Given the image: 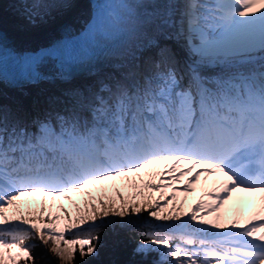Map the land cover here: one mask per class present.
I'll use <instances>...</instances> for the list:
<instances>
[{
	"label": "snow or ice",
	"instance_id": "6c2138e0",
	"mask_svg": "<svg viewBox=\"0 0 264 264\" xmlns=\"http://www.w3.org/2000/svg\"><path fill=\"white\" fill-rule=\"evenodd\" d=\"M103 3L86 39L135 41L116 51L124 62L111 86L43 119L0 103V264H34L33 239L74 264L77 253L96 254L93 233L109 218L142 213L168 222L137 248L159 251L158 264H264V215L229 221L225 212L237 192L264 193V61L250 55L264 50V0H183L186 34L198 41L187 40L186 68L147 31L174 26L176 0ZM147 47L157 58H142ZM213 57L223 70L209 80L200 68ZM201 177L216 179L185 210L179 193H196Z\"/></svg>",
	"mask_w": 264,
	"mask_h": 264
},
{
	"label": "rangeland",
	"instance_id": "374dc122",
	"mask_svg": "<svg viewBox=\"0 0 264 264\" xmlns=\"http://www.w3.org/2000/svg\"><path fill=\"white\" fill-rule=\"evenodd\" d=\"M74 0H71L70 4L68 5H62L58 2V0H0V27H3L5 29H9L13 33H19L23 31H31V32H38L41 30H45L49 27H51L54 24L59 23V21L62 19V17L72 8ZM210 0H201V3H208ZM86 2L84 1L82 6H80L77 10L78 12L73 14L70 19V23H75L78 19L79 16L83 13V10L85 9ZM71 7V8H70ZM68 10V11H67ZM64 27H62L63 29ZM154 28H150L147 31H153ZM191 38V37H190ZM163 39V38H162ZM161 40H158V43L162 42ZM198 41L192 40V44H196ZM164 43L167 45H173L172 47L179 51L182 55H186L187 57H192V54L189 52L188 49H184L180 47L179 44H175L174 39L171 37H164V42L159 44L162 46ZM177 46V47H176ZM30 48L31 46L28 45ZM157 51L156 47H151L147 52L142 53V58L145 59L149 54H153ZM104 70L107 71L108 73V78L106 82L102 83L99 85V88L97 89L100 90L104 85H109L110 81L111 84L113 82L114 78H119V69L121 67L120 65H104V64H99ZM99 66V67H100ZM93 68V67H92ZM87 71L83 70L82 74L86 73ZM59 79L52 80L50 84L45 87L40 89L37 93H33L29 97H27L26 100L18 98V95L16 92L11 90L7 85H4L0 81V101H3L7 96L10 98L16 100L19 102L21 105L26 107V113L28 114V117L30 116L31 120L35 118H40L43 119L46 115V108H43L38 102H40V97L43 95V93H47L50 90L53 89V86L56 82H58ZM110 84V86H111ZM64 98V103L68 106L69 101L71 96H65ZM34 100V101H33ZM27 101V102H26ZM38 105L39 111L35 112V109L33 108L34 104ZM65 107V106H64ZM85 117L90 118V114L85 112ZM158 168H162V166H157ZM210 181H212L211 178H209ZM205 178L201 177V184L197 186V191L194 193L193 196L194 200L191 202L188 201V197H185L183 192L179 193V198L181 200H187V204L185 205V210L189 209V206L193 203L196 202L201 196L203 195V188H210L212 187V183L208 181L207 184L204 183ZM111 183V182H109ZM100 186H93L91 189L92 193L94 195L98 194V189ZM169 191H171L169 189ZM254 194V193H253ZM156 195H159V193H156ZM257 195H261V193L257 192ZM257 197L254 194V197H252V193H244V192H237L233 195V199L225 206V212L227 213V219L231 221L232 219H242L243 221L247 219L248 216L252 217L251 219H255V217L258 214L264 215V212H261V207L262 204H264V201H262V197ZM37 199H43L42 197H38ZM84 196L82 194H73V200L75 202H81L83 201ZM257 203L259 206V209L257 211H250V205ZM66 206L69 205L68 201H63ZM135 216L132 217H125L123 221H121L119 218H109V222L106 223L110 227H113V224L115 221H118L120 225L126 226V219H131L132 221L134 220ZM145 219V220H140V219ZM151 219L150 216L147 215V213H142L140 216L136 217V220L134 221L135 223L134 226L141 227L140 224L147 223L148 229H165V226L168 222H162V221H156L153 218V223H149V220ZM155 222V223H154ZM105 224V226H106ZM160 225H165L161 227ZM159 226V227H157ZM87 226H85L86 228ZM142 227H145L142 225ZM103 228V227H102ZM112 230V229H111ZM29 243L33 244L34 247L38 248H32V253L33 256L35 257V261L40 257L39 259L42 260L41 256L45 252L47 255L48 259L51 260H57L60 264L61 261L55 257L54 255L51 254V252L48 251V248L44 246L39 240L33 239L29 241ZM95 243V241H93ZM35 249V250H34ZM38 249V250H36ZM156 257H159L160 252L155 251ZM46 259V257H44Z\"/></svg>",
	"mask_w": 264,
	"mask_h": 264
},
{
	"label": "trees",
	"instance_id": "16d2710c",
	"mask_svg": "<svg viewBox=\"0 0 264 264\" xmlns=\"http://www.w3.org/2000/svg\"><path fill=\"white\" fill-rule=\"evenodd\" d=\"M172 46L173 45H167L164 43L161 47L167 48L175 55L180 68H186L187 65L183 62L179 53ZM157 53L158 49L155 53L149 54L145 57V60L157 58ZM256 61H264V59H258ZM222 70L223 67L219 68L217 71H201V73L204 77L211 80L220 75ZM107 78L108 73L102 67L95 68L84 74L71 76L68 79L56 82L52 90L47 93H43L40 97V102L38 103L43 108L48 110L46 114L62 112L67 106L64 103L63 97L68 95L72 97L77 93L83 97H88L91 93L97 91L99 85L106 82ZM111 81L108 86H110ZM185 83H187L186 80ZM0 103L3 104L6 110H11L17 115L31 120L30 116L28 117V114L26 113V107L9 96H7L3 101H0ZM33 106L35 112H38L39 106L36 105V103ZM136 217L137 216H135L133 221L131 219H126V226H121L118 221H115L113 227L106 224L103 228L98 229L95 233H93L94 235L99 236L98 250L96 254L85 257L84 260H81L79 254L77 253L74 264H158L161 255L156 257L155 251H151L147 255H144L137 252V248L143 241L149 239L150 233L162 232L163 230L148 229V226H146L148 225L147 223H145L146 225L140 224L141 227L137 228V226H134L133 224L135 223L134 221L136 220ZM140 220L145 219L142 218ZM149 223H153L152 218L149 220ZM142 225L145 227H142ZM44 257H46V259ZM39 258L40 257H38L34 264H60L57 260L48 259L45 252L41 256L42 260Z\"/></svg>",
	"mask_w": 264,
	"mask_h": 264
},
{
	"label": "bare ground",
	"instance_id": "6f19581e",
	"mask_svg": "<svg viewBox=\"0 0 264 264\" xmlns=\"http://www.w3.org/2000/svg\"><path fill=\"white\" fill-rule=\"evenodd\" d=\"M85 0H74L72 8L62 17V19L59 21V23L52 25L51 27L31 32V31H23L19 33H13L9 29H5L3 27H0V33H2V37L5 38V41L8 43V48H29L28 45L31 47H37L39 45H43V43L50 39L56 37L58 35L59 31L64 27L65 30L68 31H74L79 27V25L82 23L85 12L87 11V7L85 6V9L83 10V13L79 16V19L75 23H70L71 16L73 14L78 12V8L82 6L83 2ZM183 0H176V5L174 9V19L175 24L174 26L169 27L165 30V33L163 35L158 34L155 29L153 31L148 32L149 36H152L155 38V40H164V37H171L174 39L175 44H179L180 47L184 49H188L187 40H191L190 36H187L184 26V20H183ZM134 38L131 34L125 35L123 39L117 43L114 47L108 49L104 53L100 54L98 58L95 60L96 66L99 64L104 65H120L123 61V56H117L115 53L116 51L122 50L126 51L128 48H131L134 43ZM193 47L196 46V44H192ZM177 47V46H176ZM151 47L147 48H141L140 53L147 52ZM112 51V52H111ZM262 50L257 46L251 50V57L254 58L255 55H257L258 52H261ZM111 52V53H110ZM223 61V60H220ZM210 64H217V60L215 57L210 61ZM91 66V62L87 63L84 68H87ZM99 67V66H98ZM53 77L45 78V79H37L33 82H27L24 84H14V85H7L11 90L16 92L18 95V98L26 100L27 97L32 95L33 93H37L40 89L47 87L50 82L53 80ZM212 180L216 179V177H212ZM259 196V195H258ZM264 197V193H261L259 197ZM194 200L193 196H188V201L192 203ZM259 209L258 204L255 202L250 205V211H257ZM260 210V209H259Z\"/></svg>",
	"mask_w": 264,
	"mask_h": 264
},
{
	"label": "water",
	"instance_id": "95a60500",
	"mask_svg": "<svg viewBox=\"0 0 264 264\" xmlns=\"http://www.w3.org/2000/svg\"><path fill=\"white\" fill-rule=\"evenodd\" d=\"M162 42H164V40H163ZM162 42H161V43H162ZM161 43H159V44H161ZM26 102H27V101H26Z\"/></svg>",
	"mask_w": 264,
	"mask_h": 264
}]
</instances>
